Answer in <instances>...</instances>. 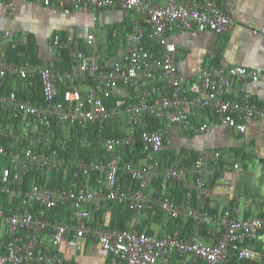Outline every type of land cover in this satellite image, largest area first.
<instances>
[{
	"label": "built area",
	"instance_id": "1",
	"mask_svg": "<svg viewBox=\"0 0 264 264\" xmlns=\"http://www.w3.org/2000/svg\"><path fill=\"white\" fill-rule=\"evenodd\" d=\"M35 1L45 5L56 2L76 10H82L89 5L96 8L120 5L145 15L150 28L144 29L141 24L135 26L128 36L130 44L122 60L111 67L102 66L93 49L87 53L79 48L72 37L62 40L56 34L53 38L54 44L69 49L80 73L96 83V86H91L85 93L70 85L75 79L72 70H59L48 66L39 68L29 62H6L0 56V137L7 139V145H0V156L8 155L12 164L18 168L14 176L11 175L10 167L2 169L0 192L9 198L20 199L18 206L9 215L0 206V221L6 224L9 233L8 237L0 239V264H64V258L56 250L39 247L40 235L47 230L51 232L54 246L59 245L63 237L71 231L74 237L89 235L96 238L102 251L109 255V264H168L173 256H179L180 264H224L231 256L239 260H255L257 253L245 245V242L264 232V216L239 218L236 207L220 213H212L206 209L203 190L217 171L239 168L236 162H222L220 150H201L189 165L166 166L154 157L164 146L163 130L144 128L139 134L144 163H123V172L130 175L138 187L124 189L119 183L120 164L123 161L117 149L136 141L135 129L144 124V118L148 115L158 116L160 110H169L170 122L179 132L190 128L205 132L222 125L242 133L247 128L249 118L264 117V107L253 100L250 92H244L240 99L227 97L233 79L245 84L249 80H258L261 71L244 66L226 68L205 65L198 73L205 97H188L185 84L190 78L179 74L176 68L177 49L167 39L169 32L196 28L224 34L233 25L231 15L221 9L218 0H163V3L157 0ZM6 2L13 6L14 0ZM93 39L94 35L87 38L91 46ZM146 41L154 42L158 49L148 48ZM0 45L4 50L8 46L15 47L11 31L4 33ZM9 74L20 79H28L38 74L43 85V101L37 104L22 98L13 90L3 91L4 80ZM156 78L164 80L166 84L156 85L153 83ZM57 81L65 84L63 97L58 101L55 100ZM119 85L130 87L134 91L136 102L108 106L105 99L110 98ZM153 96L156 98L151 102L149 98ZM202 108H209L215 121L194 126L191 121L192 114L194 110L199 111ZM4 114L15 119L30 118L44 129L25 139L18 134L13 124H4L1 118ZM124 114H127L130 128L122 135L101 133V143L108 153V161L86 162L81 159L75 165V178L101 172L104 176L102 186L87 188L78 182L76 186L55 188L34 183L26 190L22 188L26 169L30 166L54 170L65 163L60 151L66 149L69 138H54L53 119L60 122L63 128L67 122H78L82 125L102 124L108 120L119 119ZM53 140L55 146L51 145ZM31 141L47 149L37 151ZM187 175L194 178L197 192L195 204H178L166 197L158 202L165 215L173 219L192 220V228L187 235H181L178 229L163 235L149 234L136 227L122 230L88 220L90 208L100 209L107 201L126 205L137 217L145 206L146 190L152 180H160V187L165 188L167 183L184 180ZM13 182L20 187H12ZM68 204L73 207L71 224L44 214ZM36 206L40 209L38 213H35ZM206 226L219 227L220 235L217 238L211 236L207 241L202 240L200 232Z\"/></svg>",
	"mask_w": 264,
	"mask_h": 264
},
{
	"label": "crops",
	"instance_id": "2",
	"mask_svg": "<svg viewBox=\"0 0 264 264\" xmlns=\"http://www.w3.org/2000/svg\"><path fill=\"white\" fill-rule=\"evenodd\" d=\"M157 1L164 2L163 0ZM218 4L233 19V25L224 34L200 31L196 28L175 30L167 34V39L173 42L177 49L175 64L178 73L190 78L185 84L186 95L205 97L201 81L198 79V73L203 66L217 65L226 68L244 66L261 71V76L258 80H249L245 84L238 79H233L227 97L240 99L244 92H250L253 100L264 107V71H262L264 69V32H262L264 0H218ZM138 24H141L144 29L150 28L145 15L135 10H127L120 5L103 8L89 5L82 10H76L56 2L45 5L35 0H14L13 6H9L6 0H0V41L6 31H11L13 42L16 44L15 47L8 46L5 50L0 45V56L6 62L15 61V59H8L10 57L8 53L13 49L18 51V56L21 58L18 63L29 62L39 68L48 66L59 70H72L75 79L70 85L85 93L91 86H96V83L80 73L72 60L69 49L54 44V36L57 34L62 40L68 36L72 37L81 50L89 53L93 49L99 63L102 66L111 67L115 62L122 60L130 44L128 36ZM89 35H94L92 46L87 42ZM147 47L158 49L151 41L147 42ZM36 77L40 78L38 74L28 79H20L18 76L9 74L4 80V90H13L22 98L29 99L24 97L23 93L26 92L28 86L33 84V79ZM153 83L159 86L166 84L159 78L154 79ZM59 86H62L64 91V82L57 81L55 95ZM134 95L130 87L119 85L108 99L123 106L136 102ZM155 98L153 96L149 100L154 102ZM150 116L144 118V125H158L157 128L163 130L164 146L154 154L155 159L161 164L166 166L189 165L194 161L197 153L204 149L220 150L222 162L239 164L237 169L217 171L215 177L204 188L206 209L209 212L220 213L225 209L236 207L239 218L251 215L264 216V117L249 118L245 132L240 133L232 127L222 125L214 126L205 132L194 128L179 132L170 122L171 112L169 110H160L159 115L154 116L158 118L157 120H152ZM1 118L5 125L13 124L18 134L21 133L25 139L31 138L33 133L42 131L40 125L30 118L15 119L6 114L1 115ZM191 121L194 126L199 123H211L215 121V116L209 108H202L199 111L194 110ZM110 124L112 125L110 128L122 133L130 128L127 114L119 119L111 120ZM69 131L68 126H63L62 134L56 136L53 131L54 138H68ZM30 143L35 149L37 148L38 145L34 141ZM7 160L9 161L6 155L0 156L2 163L5 164ZM143 163L144 156L135 162L138 165ZM11 166L14 176L17 169L13 164ZM4 167L6 165L0 167V171ZM49 174L41 173L40 175L48 179ZM123 176L124 174L121 173L119 181L124 189H128L131 184L126 183L127 178ZM91 178V175L85 176L80 183L87 188L102 186L103 179L100 174L94 176L96 180H90ZM160 183V180L151 181L146 190L145 206L141 214L137 217L132 216L127 221V229L141 227V231L151 230L152 234L157 235L178 229L181 235H187L192 228L185 226L187 219L179 223L156 211L159 210L158 202L162 197L178 204H195L191 195L194 191L193 195L197 194L194 178L187 175L184 180L167 183L165 188L160 187ZM74 185L76 186V183ZM110 204L112 203L107 201L101 205L100 209L90 208L88 220L108 225L116 215V211ZM64 207H68L71 214L67 215L58 208L45 213L50 218L71 224L73 207L70 204ZM219 229L215 226H206L201 230L200 237L205 241L211 236L217 238L220 235ZM8 236L6 224L0 221V239ZM245 245L257 253L255 260H239L231 256L230 260L224 264H250L258 260L264 253V232L247 239ZM39 247L56 250L64 258V264L110 263L109 255L102 251L96 238L89 235L74 237L73 231L67 233L57 246L52 244L51 232L44 231L40 235ZM168 264H180L179 256H173Z\"/></svg>",
	"mask_w": 264,
	"mask_h": 264
},
{
	"label": "trees",
	"instance_id": "3",
	"mask_svg": "<svg viewBox=\"0 0 264 264\" xmlns=\"http://www.w3.org/2000/svg\"><path fill=\"white\" fill-rule=\"evenodd\" d=\"M8 56H10L8 57V59H15V61L17 62L21 61L20 60L21 58L18 56V51L16 50L12 49L11 51H9ZM3 91L6 92V90H4V87H3ZM62 95H63V87L59 86L56 91L55 100L56 101L61 100L63 97ZM23 96L33 100V102L35 103L42 102V100L44 99V94H43V85H42L41 79L38 77L34 78L33 84L31 86H28L26 92L23 93ZM105 102L108 106L115 104L114 101L110 99L105 100ZM150 117L152 120L158 119V118H155L153 115H151ZM110 121L111 120H108L102 124L101 123H88L86 125H82L78 122L76 123L67 122L66 124H64V126H68L70 130L69 137H68L69 138L68 145L66 149L60 151L61 155L65 158L64 165L58 169L48 171L50 173L48 179H45L44 176L41 177L40 174L42 173L43 169L37 168L35 166H30L28 169H26L25 176L23 178L22 188L26 190L34 183L38 185H46L48 187H55V188L56 187L65 188L68 186H75L74 183H76L77 185V183L81 182L82 179L84 178V176L82 175L79 178H75L73 176L74 171H75L74 170L75 165L78 160L82 159V160H85L86 162L96 161V162L106 163L108 161V153L105 152L102 146L101 133L104 135H115V136L123 134L122 132H119L118 130H114L110 128V125H111ZM157 127L158 125L151 126V124L150 126H147L144 124L139 125L135 129L136 141L129 146L117 149V153H119L122 156V161H123L120 164L119 176L121 173H123L124 174L123 178H127L126 183L131 184L130 187H128V189H136L138 185H137V182L130 177V175H127L126 173L123 172V163L124 162L135 163L138 161V158L143 157L142 143L140 142L139 134L141 130L144 128L152 130V129H158ZM52 128H53V131H55L56 136L62 134L61 124L57 120H54V119L52 120ZM40 129L42 130L44 128L40 126ZM1 144L7 145V140L4 138H0V145ZM51 145L55 146V140H53V143ZM51 145L50 147H52ZM45 149L47 148L42 145H39L36 148L37 151L45 150ZM134 153L136 154V156ZM6 156L9 159V161L7 160L5 164L0 161V165H1L0 167H3L6 165V167H11L13 169V167L11 166L12 162H11L10 157L8 155ZM16 169L18 171V168ZM1 171H0V185H1ZM99 174L101 175L102 179H104V176L101 172H95V173L93 172L91 173L92 178L90 180H96L94 176L99 175ZM11 175L13 174L11 173ZM12 187L18 188L20 187V185L16 182H13ZM194 193L195 191L192 192L191 195L193 196L192 199L194 203H196L197 199H196V195L195 196L193 195ZM7 199L11 201L9 202ZM19 202H20L19 198H9L5 193L0 192V206H3V208L5 209V213L7 215L11 214L14 211V209L18 206ZM110 203H112L110 205L116 211V215L106 226L118 227L119 229H122V230L127 229L128 228L127 221L132 216H134L133 210L128 208L126 205L117 204V203H114L113 201H110ZM64 206L58 207V210L65 212L67 215L71 214V210L68 207H64ZM38 212H40V209L36 206L35 213H38ZM156 212L158 214H164L160 210V208ZM44 214L47 216L46 213ZM174 220L178 221L179 223H183V219L181 218H177ZM185 226L192 227V220L187 219ZM137 228L140 231L142 230L141 227H137ZM147 233L152 234V231L148 230Z\"/></svg>",
	"mask_w": 264,
	"mask_h": 264
},
{
	"label": "water",
	"instance_id": "4",
	"mask_svg": "<svg viewBox=\"0 0 264 264\" xmlns=\"http://www.w3.org/2000/svg\"><path fill=\"white\" fill-rule=\"evenodd\" d=\"M250 264H264V253L256 261L251 262Z\"/></svg>",
	"mask_w": 264,
	"mask_h": 264
},
{
	"label": "rangeland",
	"instance_id": "5",
	"mask_svg": "<svg viewBox=\"0 0 264 264\" xmlns=\"http://www.w3.org/2000/svg\"><path fill=\"white\" fill-rule=\"evenodd\" d=\"M20 136H22V134L20 133L19 134ZM46 172V173H45ZM48 171H45V170H42V173H44V174H49V173H47Z\"/></svg>",
	"mask_w": 264,
	"mask_h": 264
}]
</instances>
